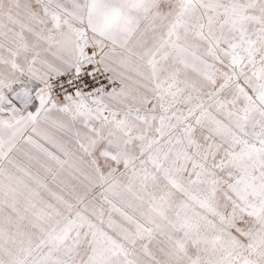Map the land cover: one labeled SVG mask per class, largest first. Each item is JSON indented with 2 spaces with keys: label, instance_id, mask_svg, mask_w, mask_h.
I'll return each mask as SVG.
<instances>
[{
  "label": "snow or ice",
  "instance_id": "6c2138e0",
  "mask_svg": "<svg viewBox=\"0 0 264 264\" xmlns=\"http://www.w3.org/2000/svg\"><path fill=\"white\" fill-rule=\"evenodd\" d=\"M0 264H264V0H0Z\"/></svg>",
  "mask_w": 264,
  "mask_h": 264
}]
</instances>
